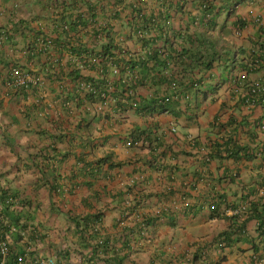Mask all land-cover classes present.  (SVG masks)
Returning <instances> with one entry per match:
<instances>
[{"label":"crops","instance_id":"1","mask_svg":"<svg viewBox=\"0 0 264 264\" xmlns=\"http://www.w3.org/2000/svg\"><path fill=\"white\" fill-rule=\"evenodd\" d=\"M199 1L0 0V27L14 34L0 62V177L25 203L28 224L41 231L40 244L34 242L37 253L60 264H81L84 254L86 263L91 248L83 245L80 231L88 227L105 239L104 257L119 255L123 264H190L198 247L204 259L199 264H264L256 218H248L234 244L221 247L217 241L230 229V217L264 202V97L246 102L249 84L264 80V62L255 71L250 65L257 41H264V0H229L234 4L229 12L227 0H212L215 26L193 33L210 37L222 57L211 69H196L203 85L182 114L152 117L109 109L101 115L89 102L88 89L72 79L79 69L84 78L112 83L116 77L104 57L90 58H99L104 47L142 51L127 28L133 5L178 30L187 28ZM63 23H73V29L55 28ZM48 35L53 46L41 50ZM11 64L41 76L43 87L21 93L6 87ZM138 91L150 97L165 86ZM133 130H144L153 147H128L125 137ZM227 138L256 156L227 157L219 147ZM159 211L164 215L139 234L142 220ZM97 213L102 215L96 224L77 226L75 220ZM18 245L23 248L22 238ZM64 252L62 260L58 254Z\"/></svg>","mask_w":264,"mask_h":264},{"label":"trees","instance_id":"2","mask_svg":"<svg viewBox=\"0 0 264 264\" xmlns=\"http://www.w3.org/2000/svg\"><path fill=\"white\" fill-rule=\"evenodd\" d=\"M227 2V7L224 8V10L229 12L230 9L234 7V4H231L229 0H227ZM174 6L178 10L182 8L180 7V4H175ZM215 8L216 6L212 0H200L197 7L192 8L190 11L193 19L186 25L187 28L173 30L171 24H167L166 21V24L164 23L163 17H155L153 15L148 16L140 4L133 5L132 14L127 18V28L129 29V37L135 38L142 43V51L136 52L121 46H118L116 50H113L111 49L114 48L113 46L111 48L109 47L111 51L104 47L102 52H99V55L104 57L103 62L107 63L110 61L111 65L118 66L120 69L121 74H115L111 69L112 76L116 77L112 83L107 81L105 77L101 80L84 78L79 74V69L72 71L75 75V78L72 79L88 89V100H91L89 101L90 103H96V105L93 106L101 115L102 113L106 115L112 112L111 110L109 111V109H112L113 111L115 110L117 113L126 109H133L143 116L152 117L171 111L176 115L182 114L187 111V103L191 102L192 95L197 93L198 90H201L203 85V83H200L202 82L201 78L197 77L196 69H211L214 61H220L222 57L221 54L214 50L215 45L210 37H197L193 33V29L198 27L213 29L215 22L212 18L217 10ZM162 16L166 19L173 17L171 14ZM72 24L73 23H63L62 25L57 24L55 25V28H61L62 31L67 32L73 29ZM244 25L245 21L240 20L239 26L243 27ZM107 27L110 32V27ZM0 29L6 36L5 43L0 47L1 54L3 48L14 39V34L7 27H0ZM261 31L264 32V25H262ZM46 38H51L53 42L55 41L53 36L48 35L44 39ZM256 44L259 45V49L256 50V57L253 61H250L251 70L254 71L260 69L264 62V41H257ZM204 45H207V48L203 50L193 48V46L203 48ZM84 52L89 53L87 51ZM252 54H254V52H252ZM1 58L0 62L2 61ZM258 81H262L264 84V80ZM162 85L165 86V92L163 91L162 93V91H160V93H156L150 97L141 96L138 91L139 87L142 86L153 88ZM89 86L93 87L94 91H92ZM15 91L21 93L27 90L19 88L14 90V92ZM101 92H106L109 95L110 100L113 101V104H111V102L108 103L104 109L98 108V105L100 106L104 101L100 95ZM261 97H264V91L261 93ZM67 98H69V96H67ZM66 103L67 106H69L71 100L68 99ZM129 141L132 143L130 146L127 145V142ZM224 141L223 144H219V147L224 149L227 157L238 158L241 156L245 159H252L256 156V151L254 149L247 146L236 145L231 138H227ZM125 142L128 147H136L139 145L153 147V144L155 143V141L152 142L150 137L146 135L144 130L131 131L126 135ZM212 156L211 153L210 157ZM104 159L105 158L99 159L96 163H100ZM120 165L121 163L116 164V166ZM113 166H115V164ZM1 181L0 177V183ZM3 188L4 190L1 201L4 206L0 211V224L4 225L3 229L5 236L10 238V251L23 254V248H19L18 245L20 238H22L20 232L31 226V224H28V221L25 220L24 215H22V211L25 209L26 205L23 200L11 193L8 185L5 184ZM10 195L15 199L14 203H18L16 204L17 208L13 206L14 203H12V206L6 203V200ZM101 215V213H97L75 221L77 226H79L81 222L88 221L96 224L99 222ZM163 215L164 211H159L153 217L144 218L138 228L139 234L145 235L149 230V226L156 224L157 220ZM249 217L258 220L259 225L257 232L259 237H262V240H264V202L260 201L259 203L258 201L257 203H253L244 214L242 213L230 217L232 220L230 229L222 232L217 238L221 247L232 245L240 239L234 236L242 233L245 227V222ZM5 220L8 221V224L4 223ZM88 225L89 224L86 226ZM12 227H15L16 230L11 231ZM88 229V227H84L80 233L83 245L86 248H91V255L90 257H86L87 262L85 263V255L83 254L84 261L81 264H123L124 259L119 255H115L111 259L105 258L106 250L109 249L105 239L96 233L93 235ZM254 248L255 251H257L258 248L256 245H254ZM201 251V247H198L197 251L194 252L192 258L189 260L190 264H199V262H201L200 260L203 259V252ZM66 255V252L58 254L62 260L66 258ZM65 264L71 263L65 262Z\"/></svg>","mask_w":264,"mask_h":264},{"label":"built area","instance_id":"3","mask_svg":"<svg viewBox=\"0 0 264 264\" xmlns=\"http://www.w3.org/2000/svg\"><path fill=\"white\" fill-rule=\"evenodd\" d=\"M5 35L3 34L2 30L0 29V47L5 43ZM53 40L51 38H46L42 41H40L41 44V50H48V48H51L53 46ZM1 58V54H0ZM102 57L99 58H90L91 62H97L101 61ZM104 61V58L103 60ZM110 65L112 68V71L115 74H121L120 69L118 66L111 65L110 61H108L105 64ZM5 79V86L8 87L11 90H16L19 88H23L26 90L32 89L34 87L36 88H42L44 85V79L37 75L32 73L30 70L24 69L23 67L15 64H11L8 69L6 70V73L4 74ZM0 78H1V71H0ZM250 90L248 93V97L246 99V102L248 104L256 103L260 97L261 93L264 91V84L262 81H254L249 84ZM89 88L94 91L93 87L89 86ZM96 92V91H95ZM101 97L104 99L102 104H100V108L104 109L108 103L111 102L109 95L106 92L100 93ZM174 130V129H173ZM131 141L127 142V145H131ZM141 144V143H140ZM4 184L0 183V211L2 210L4 204L1 201L3 196V190H4ZM15 199L9 196V198L6 200V203L8 205H13ZM16 204L14 203V207H16ZM4 223L8 224V221L5 220ZM4 225L0 224V264H58L57 260L53 256H45L42 253H37L38 248L34 246V242L40 244V238H41V231L31 226L26 230H22L20 232L22 236L23 241V254L13 253L10 251V238L5 236V232L3 229ZM16 228L12 227L11 231H15Z\"/></svg>","mask_w":264,"mask_h":264},{"label":"rangeland","instance_id":"4","mask_svg":"<svg viewBox=\"0 0 264 264\" xmlns=\"http://www.w3.org/2000/svg\"><path fill=\"white\" fill-rule=\"evenodd\" d=\"M223 74H224L225 77L227 76L226 72H223ZM225 77H224V78H225Z\"/></svg>","mask_w":264,"mask_h":264}]
</instances>
